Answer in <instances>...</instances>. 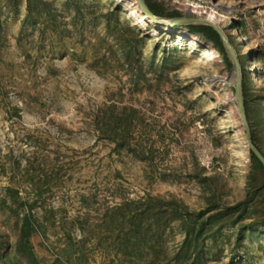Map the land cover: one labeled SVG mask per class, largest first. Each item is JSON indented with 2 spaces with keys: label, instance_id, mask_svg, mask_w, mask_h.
I'll return each instance as SVG.
<instances>
[{
  "label": "rangeland",
  "instance_id": "rangeland-1",
  "mask_svg": "<svg viewBox=\"0 0 264 264\" xmlns=\"http://www.w3.org/2000/svg\"><path fill=\"white\" fill-rule=\"evenodd\" d=\"M42 1L29 14L27 0H0L3 252L12 264H182L179 202L199 212L213 192L237 204L252 165L232 58L188 26L212 23L235 50L264 152V0H147L188 20L173 26L137 0ZM120 44L138 47L142 68L121 66ZM111 105L137 110L130 141L153 160L102 136ZM25 217L36 260L20 246ZM204 243V264H264V225L247 215Z\"/></svg>",
  "mask_w": 264,
  "mask_h": 264
},
{
  "label": "trees",
  "instance_id": "trees-1",
  "mask_svg": "<svg viewBox=\"0 0 264 264\" xmlns=\"http://www.w3.org/2000/svg\"><path fill=\"white\" fill-rule=\"evenodd\" d=\"M44 3L42 0H27V9L29 14L33 12V7L36 2ZM149 10L156 17H181L179 12L164 14L161 6L156 4H150L149 1L145 0ZM242 24V28H243ZM189 30L195 34H202L207 40L212 42L219 51L224 55L227 64L232 65L229 59V53L225 47L223 39L220 34L211 26L208 25H196L188 26ZM120 39V38H119ZM107 46H111V42L103 40ZM234 44V41H232ZM118 47V54L116 58L121 66L128 65V71L132 73V62L137 64L138 68H142L143 64L141 61L142 52L139 51L138 47H132L127 49L123 44ZM106 58V57H105ZM104 58V59H105ZM133 58V61H132ZM263 59L259 58L258 60ZM244 60L240 63L242 66L245 65ZM244 73V72H242ZM243 91V102L246 112V117L250 125V101L254 97L253 93L258 92L253 83L247 84L242 83ZM101 123H102V136L110 140L114 144L115 151L119 154L122 152H131L133 155L138 157L143 162H150L153 160L152 153L144 149L138 151L132 144L130 139L134 137L135 130L139 124V118L137 110L133 107H119L117 105H111L101 110ZM252 129V128H251ZM252 142L256 149L260 152L264 158V152L261 146L256 142L252 132ZM251 156V170L248 176L247 190L245 198L234 205H228L226 203L218 202L215 198V193L212 192L207 198V207L199 212L192 211L186 204L180 203L176 208L177 219L181 220L183 230L185 233L183 245L181 251L186 256L183 259L182 264H204L201 257L203 256L204 241L212 236L215 231H218L226 225H237V222L243 220L245 215L252 221V224L264 225V163L257 157V155L250 150ZM209 178H206L208 180ZM178 203V202H177ZM151 208V207H150ZM180 209V210H179ZM244 226H241L240 234L238 237V245L241 244L242 237L244 235ZM32 225L30 220L25 217L23 226L21 228V240L20 246H22L26 257L28 259L36 260L33 253L31 238H32ZM181 259V258H179ZM29 264H33V261H29ZM0 264H12L8 257V254L3 252V239L0 233Z\"/></svg>",
  "mask_w": 264,
  "mask_h": 264
},
{
  "label": "water",
  "instance_id": "water-1",
  "mask_svg": "<svg viewBox=\"0 0 264 264\" xmlns=\"http://www.w3.org/2000/svg\"><path fill=\"white\" fill-rule=\"evenodd\" d=\"M138 3L141 6V9L143 10V12L150 18L153 19L155 23L157 24H164V25H169V26H173L176 24H183L185 22H187L188 20L184 19V18H175V19H163V18H159L156 17L155 15H153V13L149 10L148 6L145 4L144 0H137ZM203 23H205L208 26H211L212 28H214L221 36V38L223 39V42L225 44L226 49L228 50V52L230 53V56L232 58V61L234 63V68H235V76H236V91H237V101H238V106H239V111H240V116H241V121L243 123L244 129L246 131V136H247V140H248V144H249V148L250 150H252L257 157L264 163V158L262 157V155L260 154V152L256 149V147L254 146L253 142H252V135H251V130H250V126L246 117V112H245V108H244V102H243V91H242V83H241V69H240V64L236 59V52L233 49V47H231V45L228 44L227 40L225 37H223L222 33L216 29V27L207 21H202Z\"/></svg>",
  "mask_w": 264,
  "mask_h": 264
},
{
  "label": "bare ground",
  "instance_id": "bare-ground-1",
  "mask_svg": "<svg viewBox=\"0 0 264 264\" xmlns=\"http://www.w3.org/2000/svg\"><path fill=\"white\" fill-rule=\"evenodd\" d=\"M134 14H135V15H140V12H139V11H135ZM142 17H143V16H142ZM143 18H144V21L148 20V19H146V17H143ZM205 18H206V17H205ZM214 18H217V17L215 16V14L213 15V12H211V16L209 17V20L212 21V20H214ZM206 20H207V19H206ZM148 21H149V22H153L154 20H153V19H151V20L149 19ZM180 34L183 35V36H185V34H184L183 32H180ZM193 45L196 46V47H201V46H202V45H201L199 42H197L195 39H193ZM233 81L236 82V76H235V75L233 76Z\"/></svg>",
  "mask_w": 264,
  "mask_h": 264
},
{
  "label": "built area",
  "instance_id": "built-area-1",
  "mask_svg": "<svg viewBox=\"0 0 264 264\" xmlns=\"http://www.w3.org/2000/svg\"><path fill=\"white\" fill-rule=\"evenodd\" d=\"M196 8H198V7H196Z\"/></svg>",
  "mask_w": 264,
  "mask_h": 264
}]
</instances>
